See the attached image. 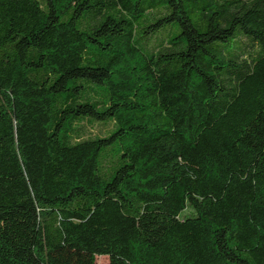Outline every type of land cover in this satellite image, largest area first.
I'll return each instance as SVG.
<instances>
[{
  "label": "trees",
  "instance_id": "obj_1",
  "mask_svg": "<svg viewBox=\"0 0 264 264\" xmlns=\"http://www.w3.org/2000/svg\"><path fill=\"white\" fill-rule=\"evenodd\" d=\"M100 255L264 264V0H0V264Z\"/></svg>",
  "mask_w": 264,
  "mask_h": 264
},
{
  "label": "rangeland",
  "instance_id": "obj_2",
  "mask_svg": "<svg viewBox=\"0 0 264 264\" xmlns=\"http://www.w3.org/2000/svg\"><path fill=\"white\" fill-rule=\"evenodd\" d=\"M95 130H98V128ZM108 263H109V258L107 256H103V255L97 256L96 264H108Z\"/></svg>",
  "mask_w": 264,
  "mask_h": 264
}]
</instances>
